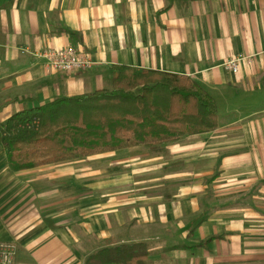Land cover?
<instances>
[{
  "label": "crops",
  "instance_id": "1",
  "mask_svg": "<svg viewBox=\"0 0 264 264\" xmlns=\"http://www.w3.org/2000/svg\"><path fill=\"white\" fill-rule=\"evenodd\" d=\"M68 46L93 66L55 72L36 56ZM263 50L264 0H0V125L104 90L112 66L189 77L217 109L207 133L19 172L0 144L13 264H84L123 244L149 264H264Z\"/></svg>",
  "mask_w": 264,
  "mask_h": 264
},
{
  "label": "trees",
  "instance_id": "2",
  "mask_svg": "<svg viewBox=\"0 0 264 264\" xmlns=\"http://www.w3.org/2000/svg\"><path fill=\"white\" fill-rule=\"evenodd\" d=\"M110 72L111 90L59 97L0 125L9 169L19 172L137 146L152 149L216 129V105L191 78L122 66ZM84 264L149 262L144 245L123 244L90 254Z\"/></svg>",
  "mask_w": 264,
  "mask_h": 264
},
{
  "label": "built area",
  "instance_id": "3",
  "mask_svg": "<svg viewBox=\"0 0 264 264\" xmlns=\"http://www.w3.org/2000/svg\"><path fill=\"white\" fill-rule=\"evenodd\" d=\"M264 55V50L261 52ZM44 59L49 69L55 72L73 73L88 70L93 66L90 56L74 47L68 46L63 49H46L36 54ZM242 59H231L224 66L232 72L237 73L238 63ZM16 247L12 243H0V264H13Z\"/></svg>",
  "mask_w": 264,
  "mask_h": 264
},
{
  "label": "rangeland",
  "instance_id": "4",
  "mask_svg": "<svg viewBox=\"0 0 264 264\" xmlns=\"http://www.w3.org/2000/svg\"><path fill=\"white\" fill-rule=\"evenodd\" d=\"M105 80V83H104V85H103V88L105 89V90H111V78H110V80H109V77H108V79L106 80V79H104Z\"/></svg>",
  "mask_w": 264,
  "mask_h": 264
}]
</instances>
